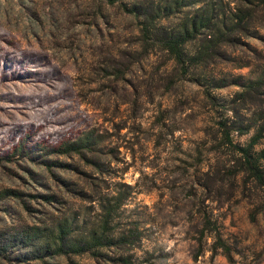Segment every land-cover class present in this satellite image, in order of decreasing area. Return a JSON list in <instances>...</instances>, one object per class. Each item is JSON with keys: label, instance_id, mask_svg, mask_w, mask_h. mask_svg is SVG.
<instances>
[{"label": "rangeland", "instance_id": "1", "mask_svg": "<svg viewBox=\"0 0 264 264\" xmlns=\"http://www.w3.org/2000/svg\"><path fill=\"white\" fill-rule=\"evenodd\" d=\"M171 1L0 0V264H264V185L231 148L259 129L264 174V0H183L159 18L248 14L185 73L125 9ZM59 222L67 242L102 243L17 242Z\"/></svg>", "mask_w": 264, "mask_h": 264}, {"label": "trees", "instance_id": "2", "mask_svg": "<svg viewBox=\"0 0 264 264\" xmlns=\"http://www.w3.org/2000/svg\"><path fill=\"white\" fill-rule=\"evenodd\" d=\"M108 3H113L116 0H105ZM183 0H172L171 2L164 3L162 5L132 3L128 8H125L135 17H140L139 30L143 39L156 37L158 40V46L164 50L170 58L177 64L181 72L185 73L189 71V68L193 65L206 63L209 57L218 51L222 44L227 43L229 35L237 29L243 28L245 22V14L243 10H238L234 13V19L226 21L223 14H217L213 11L211 6L199 7V12L192 15H185L180 19L176 25L172 28H164L163 24L158 22V19L168 17L175 12L176 7L182 5ZM124 7L126 4L121 2ZM201 36L197 47L194 51L186 53L184 51L185 46L196 40ZM261 78L255 81L249 82L245 86L246 91L254 90L260 84ZM244 90V92H245ZM220 130L222 133V139L224 142L231 144L229 133L233 128L227 129L225 123H220ZM236 130V129H235ZM239 133L244 131L239 130ZM261 132L258 129L250 139L249 143L245 146L231 145L232 149H236L242 156L245 169L252 175L256 181L264 185V174L259 169L257 162L259 157H253L250 150L260 137ZM264 153V150H261ZM264 155V154H262ZM68 229V228H67ZM64 222H59L55 228L49 227L47 230L39 226H32L28 230L21 233L17 238V242L24 245H34L39 248L42 253H64L67 250L73 252H81L88 249H92L94 246L102 243V234H92L88 241L80 244L78 241L67 242L68 232ZM47 231V232H46ZM49 231V232H48ZM15 240L14 237L11 238ZM122 237L117 238L116 243L120 242ZM218 241L220 238H217ZM108 241H113L109 236ZM112 243V242H111ZM224 251H227L224 244H220ZM40 246V247H39ZM4 246L0 244V254H3ZM93 253V250H92ZM115 261H122V263H128V259L122 256H116Z\"/></svg>", "mask_w": 264, "mask_h": 264}]
</instances>
